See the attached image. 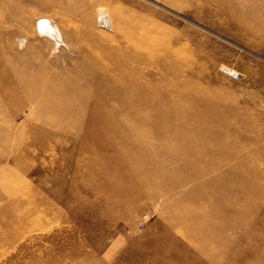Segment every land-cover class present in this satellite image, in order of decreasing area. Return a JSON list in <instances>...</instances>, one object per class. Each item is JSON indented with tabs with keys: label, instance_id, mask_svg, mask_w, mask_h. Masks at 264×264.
Returning <instances> with one entry per match:
<instances>
[{
	"label": "rangeland",
	"instance_id": "obj_1",
	"mask_svg": "<svg viewBox=\"0 0 264 264\" xmlns=\"http://www.w3.org/2000/svg\"><path fill=\"white\" fill-rule=\"evenodd\" d=\"M0 264H264V0H0Z\"/></svg>",
	"mask_w": 264,
	"mask_h": 264
},
{
	"label": "bare ground",
	"instance_id": "obj_2",
	"mask_svg": "<svg viewBox=\"0 0 264 264\" xmlns=\"http://www.w3.org/2000/svg\"><path fill=\"white\" fill-rule=\"evenodd\" d=\"M107 12V11H106ZM106 12H104V10H100L99 11V21L102 23V26L103 27H105V28H109V26H110V17H108V15L106 14ZM51 20V19H50ZM50 20H44V19H41L40 21H39V32H40V36H42V37H47L48 39H50L51 40V42L52 43H54V45H55V52H57V50H58V48H59V46L60 45H62V44H64V45H66L65 44V42H64V40H63V36H62V32H61V30H60V28L58 27V25L55 23H53L52 21H50ZM111 27V26H110ZM35 34H36V30H35ZM25 40V39H24ZM24 40H22L21 41V45L23 46L24 45ZM36 40H39V38L37 37V39ZM40 42V41H39ZM229 71H231V70H229ZM177 113H180V112H177ZM181 114V113H180ZM179 114V115H180ZM176 119V118H175ZM189 125V124H188ZM191 125V124H190ZM185 126V125H184ZM187 126V125H186ZM182 127V126H181ZM188 128V127H187ZM186 128V129H187ZM185 129V131H186V134L188 133L187 132V130ZM189 129H190V131L192 130L191 128H190V126H189ZM196 129V128H195ZM184 131V132H185ZM200 132V131H199ZM192 133V132H191ZM196 133V132H195ZM195 133H193V135L195 134ZM185 134V133H184ZM185 134V135H186ZM200 134V133H199ZM185 135L183 136V137H185ZM201 135V134H200ZM188 136V135H187ZM196 136V135H195ZM181 137V136H180ZM199 137V136H198ZM202 137L203 136H201V141L203 140L202 139ZM185 139H187V137L185 138ZM191 140H193L192 138H191ZM199 140V139H198ZM203 142L204 143H206V141H204L203 140ZM209 142V141H208ZM201 143V142H200ZM207 145V144H206ZM211 145V144H210ZM208 146V145H207ZM210 148V147H209ZM214 148V147H213ZM207 150L209 151V149L207 148ZM207 151V152H208ZM210 151H212V150H210ZM214 152V151H213ZM210 153V152H209ZM212 153V152H211ZM216 160H219V162L218 163H220V159H216Z\"/></svg>",
	"mask_w": 264,
	"mask_h": 264
}]
</instances>
